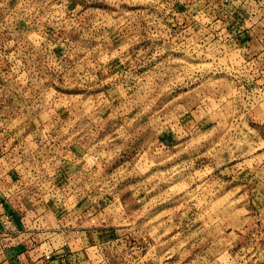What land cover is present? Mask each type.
Returning <instances> with one entry per match:
<instances>
[{"label": "rangeland", "instance_id": "obj_1", "mask_svg": "<svg viewBox=\"0 0 264 264\" xmlns=\"http://www.w3.org/2000/svg\"><path fill=\"white\" fill-rule=\"evenodd\" d=\"M0 181L108 264H264V0H0Z\"/></svg>", "mask_w": 264, "mask_h": 264}, {"label": "crops", "instance_id": "obj_2", "mask_svg": "<svg viewBox=\"0 0 264 264\" xmlns=\"http://www.w3.org/2000/svg\"><path fill=\"white\" fill-rule=\"evenodd\" d=\"M10 199L9 195L0 196V264H108L100 261V252L107 250L106 246L110 244V241L103 242V236H112L114 229L100 227L99 223L85 225L98 215H93L91 208L84 203L78 204L73 213L65 215L60 208L59 211L43 209L38 212L31 208L34 205H27L24 200H21L22 204L18 201L12 204ZM47 216H52L59 225H49L45 219ZM70 217L79 221L76 224L71 222L74 225L64 229V222ZM70 235H74L75 241L65 242ZM91 249L93 258L88 253ZM47 253L51 254V261L44 259Z\"/></svg>", "mask_w": 264, "mask_h": 264}, {"label": "built area", "instance_id": "obj_3", "mask_svg": "<svg viewBox=\"0 0 264 264\" xmlns=\"http://www.w3.org/2000/svg\"><path fill=\"white\" fill-rule=\"evenodd\" d=\"M44 259L46 261H51V254L50 253H47L46 255H44Z\"/></svg>", "mask_w": 264, "mask_h": 264}]
</instances>
